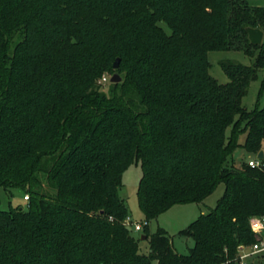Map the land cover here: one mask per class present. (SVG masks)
Returning <instances> with one entry per match:
<instances>
[{
    "label": "trees",
    "instance_id": "obj_1",
    "mask_svg": "<svg viewBox=\"0 0 264 264\" xmlns=\"http://www.w3.org/2000/svg\"><path fill=\"white\" fill-rule=\"evenodd\" d=\"M246 28L264 31L248 0H0V188L28 197L0 210V264H232L255 243L264 166H227L264 143V105L242 106L264 74V43ZM254 49L251 67L220 64L227 83L209 75V52ZM122 67L102 93L100 76ZM131 165L147 224L224 185L178 233L193 240L187 255L161 229L139 253L119 195Z\"/></svg>",
    "mask_w": 264,
    "mask_h": 264
},
{
    "label": "rangeland",
    "instance_id": "obj_2",
    "mask_svg": "<svg viewBox=\"0 0 264 264\" xmlns=\"http://www.w3.org/2000/svg\"><path fill=\"white\" fill-rule=\"evenodd\" d=\"M253 6L264 7V0H248ZM160 26L169 32L164 24ZM264 43V31L263 39ZM258 54V50L254 49L252 56L245 55L243 52L238 51H222V52H209L208 59L210 61V68L208 70L209 75L213 77L219 84L223 85L229 81L228 77L222 72L220 64L223 61H230L232 63H241L245 66L251 67L254 64V58ZM119 59V58H118ZM114 60V59H113ZM113 62V61H112ZM111 62V64H112ZM113 74H118L120 79L124 76L123 67L120 71L116 72L113 69L103 73L98 79V85L101 87V92L108 94L111 86L110 78ZM257 78L251 82L248 89L247 95L242 99V106L246 109L253 110L255 106L262 107L264 105V88L263 92L260 91L262 82L264 80V74L262 71H258L256 74ZM261 92V95H260ZM240 143L244 141V137L241 136ZM262 151L264 153V143L262 145ZM249 161H257V156L247 153L242 148L237 149L232 156L228 158L227 166L241 170L245 165L248 166ZM260 168L264 166V159L258 160ZM122 177V186L119 189L120 198L123 200L125 206L128 209V218L132 222L133 226L135 223L144 224L145 218L142 214L139 205L137 203V186L142 176L139 165H131L124 173ZM225 187L222 183L216 186V189L200 203H185L176 205L163 214L159 215L156 219L148 221L147 228H143L141 231L130 230L129 234L138 241L139 253L147 255L149 241L142 240V236L147 235L149 238L155 234L158 229L165 231L171 242V249L173 252L179 255H187L188 249L192 248L194 243L193 240L188 236H178L181 230L186 229L191 223L195 222L201 214H207L212 208L216 206L217 200L224 194ZM27 193L22 190L11 189L10 193L0 188V210H9V207H20L27 209V203L23 200ZM256 217H253L255 219ZM257 219V218H256ZM132 226V228H133ZM256 241L258 239L255 238ZM261 257V262L264 263V253H260L257 257ZM152 264H157L156 262Z\"/></svg>",
    "mask_w": 264,
    "mask_h": 264
},
{
    "label": "built area",
    "instance_id": "obj_3",
    "mask_svg": "<svg viewBox=\"0 0 264 264\" xmlns=\"http://www.w3.org/2000/svg\"><path fill=\"white\" fill-rule=\"evenodd\" d=\"M247 164L252 169L260 167L258 160L249 161ZM27 199V195L24 196L23 200L27 201ZM124 221L126 227L130 230L141 231L144 227L148 226L147 222L144 224L135 223L133 226L129 218H126ZM250 229L251 232L256 235V239H258V241H255V243L250 246H241L237 248L238 252L232 264H263L261 262L262 256H260V258L257 256L260 255V253H264V217L252 219ZM221 264H230V261Z\"/></svg>",
    "mask_w": 264,
    "mask_h": 264
},
{
    "label": "water",
    "instance_id": "obj_4",
    "mask_svg": "<svg viewBox=\"0 0 264 264\" xmlns=\"http://www.w3.org/2000/svg\"><path fill=\"white\" fill-rule=\"evenodd\" d=\"M246 33H247V38L249 44L252 46L254 45H261L262 39H263V31L258 29V28H246ZM119 68V59L116 58L113 62V69L117 70ZM110 83H120L122 80L120 79L118 74H113V76L110 78ZM264 159V154L263 151L260 150L257 153V160H263ZM127 231H130L129 228H127ZM142 240H146L145 236H142Z\"/></svg>",
    "mask_w": 264,
    "mask_h": 264
},
{
    "label": "crops",
    "instance_id": "obj_5",
    "mask_svg": "<svg viewBox=\"0 0 264 264\" xmlns=\"http://www.w3.org/2000/svg\"><path fill=\"white\" fill-rule=\"evenodd\" d=\"M264 154V153H263Z\"/></svg>",
    "mask_w": 264,
    "mask_h": 264
}]
</instances>
